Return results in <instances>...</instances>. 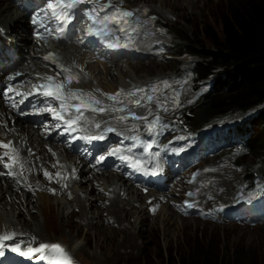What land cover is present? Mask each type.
Returning a JSON list of instances; mask_svg holds the SVG:
<instances>
[{"label":"rangeland","instance_id":"1","mask_svg":"<svg viewBox=\"0 0 264 264\" xmlns=\"http://www.w3.org/2000/svg\"><path fill=\"white\" fill-rule=\"evenodd\" d=\"M100 2L106 3L107 0H100ZM112 2L125 10L136 13L133 17H130L131 19L128 18L129 23L127 25H123L127 35L132 32L131 29L136 31V36L144 35L139 32L141 27L145 30V34L148 33L147 39L154 37L162 48L168 50L170 49V43L177 39V29H182L188 35L195 36L203 41L206 46H210L206 35V27L212 28L218 36L222 34V15L227 11L229 0H123L122 5H120L119 0H112ZM85 5L88 9L93 7L91 4ZM88 9L86 8V10ZM84 23L88 26L91 22L87 19ZM109 27L113 28L114 26L109 25ZM19 33L22 32L19 31ZM15 39L20 40L16 36ZM37 40L40 42L39 39ZM23 50L25 51V47L23 48L22 46L21 53ZM168 56L163 51L156 54V60L148 58L145 61L136 60L137 63L136 61H130L128 64L125 63V66L123 64H114L110 66L111 71H108V73L107 69L109 66L97 63L98 61H92L86 57L88 66H85V73L90 77L89 81L92 84L97 83L96 80L100 81V85L97 83V89L100 90L99 93L103 97L102 93L116 92L119 87L125 91L132 90L133 86L145 89L143 93L138 92L136 97H124L126 103L123 106L120 104L119 108H125V111H123L125 115H128L127 108L133 109L138 115H147L148 113L144 107H136L131 103H127V100L130 99H141L142 104L151 108L154 113L153 116H149V120H152L155 115L170 120L176 117V112H179L182 107H185L194 99L195 93L192 89L194 76L191 75L189 69L191 64L193 65V59L196 60L197 58L192 59L190 54L185 53L177 57V60H175L177 64H175L174 61L168 59ZM24 59H28L27 54ZM174 65L175 67L178 66L175 71L181 69L182 74V71L186 69L189 72H185V74L188 75L176 76L173 73ZM120 66H124L125 74L121 73ZM92 69L98 72L97 77L95 75L91 76ZM106 74L110 76L107 77ZM111 77L116 80L111 81ZM150 77H154V79L151 80ZM163 81H167V86L162 83ZM153 85H157L158 91H152ZM147 95H152L154 101H158L164 107H167L168 111H162L155 102L149 104L146 99H143ZM256 111V108H254L252 113L250 111H239L222 116L217 122L211 124V127L207 128L205 132L218 127L228 129L232 124L241 123ZM127 121L124 123L146 128L142 121L131 118ZM160 123H164L162 118ZM159 126L157 125V127ZM166 128L169 127H162L161 129L164 130ZM179 137L180 135L175 133L165 134V138L169 139ZM189 137L188 135L187 139ZM161 145L160 142L159 146ZM5 162L10 163L8 160ZM89 164L92 166L91 163ZM263 166L264 162H262V159L250 152L238 148L222 150L215 157L205 160L199 166L192 168L191 172H189L190 175L184 176L181 181L175 180L172 182V188L170 187L165 192L167 195L160 193L163 202L158 204V214L149 211L153 207V201L150 198L146 199L147 195L143 192L142 197L144 199L137 198L135 195H130L126 198L131 197L132 202L138 201L137 203L140 206L147 205V207H144L150 216L143 221L134 215L136 208L129 210L130 214L133 215H129L130 222L124 219L121 223L116 222L108 214V209V211L103 212L104 223L99 221L96 223L95 221L92 226L88 227L85 225L80 227L77 218H74L79 215L77 210H80V208L77 205L70 208L74 212L72 214L73 218L67 219L66 222L61 215V207L68 201V196L71 193L68 196L56 197L51 189H48L51 193L50 207L46 209V213L50 215L47 216V223L45 224L43 222L45 218L39 211L38 193L33 189V192H29L27 195L36 206H33L30 211H26L27 217L25 220L29 223L27 229L32 234H36L35 224L40 225L41 228L39 230H41L42 236L31 235L36 237L34 247L40 243L60 244L67 252L73 250L70 252V256L71 258L73 256L74 264H179V259L184 255L189 256L209 250L218 252L227 258L234 259L236 254H242L248 259L254 257L259 259V261H264V222L238 221L231 217L230 213L225 217L224 213L226 211L223 210V207L252 205L254 203V200L264 191V176H257L258 173H261L259 170ZM246 175H249L248 177L252 179V187L249 183H246L249 181ZM19 177L20 174L17 172V178L19 179ZM120 182L123 183L122 181ZM174 187L177 190L181 189V191L173 190ZM104 188V193L108 194L109 190L107 192V187L105 186ZM75 189L80 191L77 186ZM54 190L56 192V189ZM189 191L196 198L190 199V205H186L187 208H185L183 199L185 194L189 195ZM122 194L123 196L126 195L123 190L121 191ZM168 196L176 197L174 201L181 199L185 208L182 211L181 201L179 203L176 202L175 206L173 205L174 201H171L172 211L175 214L171 215L170 221L165 219L169 214V210L164 208L168 204ZM61 201L62 204L58 205L57 203ZM98 205L99 202L92 205L90 211H95V206ZM193 205L200 209L199 211L201 212L191 214L190 209H193ZM1 210L4 209L0 206ZM127 214L123 213L122 215L126 216ZM11 215V220L18 223L15 216L13 219ZM30 215H33L35 219L33 220ZM20 226L21 224L16 227ZM13 229L16 233L20 232L15 228ZM129 233L131 234L129 235ZM133 234L134 236L136 235V238H133ZM16 236L21 235L17 234ZM101 244L105 248L102 251L98 246ZM81 247H84L82 251L79 250Z\"/></svg>","mask_w":264,"mask_h":264},{"label":"bare ground","instance_id":"2","mask_svg":"<svg viewBox=\"0 0 264 264\" xmlns=\"http://www.w3.org/2000/svg\"><path fill=\"white\" fill-rule=\"evenodd\" d=\"M113 4L118 5L115 3ZM32 21L33 20L28 18V16H26L24 12L20 11L16 7L15 0H0V26L6 29L7 31L6 34L8 36H12L13 39H15L16 36L20 39L21 43L19 42L18 45L23 44V48L25 47V51L23 50V52L21 53L22 58H24L26 54L28 55V59L26 60L24 59L23 63H21V65H18L16 70L19 72H25L26 80L32 79L35 74L39 73L35 71L44 70V64H45L43 59L44 57L41 55H44L43 52L44 53L48 52L47 54H53L54 58L56 59V63L58 62V64H60L62 68H69L71 69L72 74L78 75L80 77L79 83L73 82L72 84L67 85V87L72 89H82L84 92H91L90 91L91 89L94 90L97 89L98 88L97 83L100 85V81L96 80L97 83L92 84L91 81H89L90 77L86 76L84 71L79 70L76 60L72 58V56L77 57V55H75V52L78 49L76 48L77 49L76 50L75 48L72 47L66 48L57 45L56 48H58L59 51L56 52L57 49L56 50L53 49L52 52H50L49 48L47 49V45H45L44 42L42 41L39 42L37 40L39 39V37L43 36V33L41 32H37L34 34L31 33V31L38 30L36 24H33ZM18 30L24 33L29 31V33L26 35L25 34L22 35L21 33H18L19 32ZM141 32H145V30L141 28ZM137 35H138V31H137ZM120 37L124 38V34H121ZM57 40L58 39L56 38H51L50 42L56 43ZM131 46L133 47V49L137 48L138 52L144 53L145 55L147 54L146 52H148L146 51L147 45L145 42L138 44L132 41ZM79 55L80 52L78 50V56ZM86 57L91 58L90 54H86L85 57L78 59L79 63L82 66H84V68H86L85 66H88V61ZM48 63L50 65L51 64L53 65L51 61H48ZM47 70L49 74H52L50 72V68H47ZM120 70L122 74H125L124 66H120ZM108 71H111L110 67H108L107 73ZM91 72H92L91 76L94 75L96 77L98 76V72H95L93 69L91 70ZM62 73L64 75H67V73L64 72ZM106 76L108 77L110 75L106 74ZM114 79L115 78L111 77V81L116 80ZM61 80H64V78ZM140 80H142V78H140ZM20 86L22 87V85ZM116 92H111V93L109 92V93L114 94ZM93 94L98 99L103 101L102 106L109 107L113 105V101L108 100V98L105 96L104 97L101 96L99 92L95 93L94 91ZM41 95L43 97H46L43 94ZM120 99L125 100L124 97H121ZM48 100H51L54 103V99H52L51 97H49ZM119 105L120 104H116L115 107L119 108ZM123 105L124 104H122V106ZM87 113L90 116L89 118H94V120L99 121L100 126L103 125L102 122L105 119L110 123V126L112 128H118L119 126L123 125L122 122L119 123L120 121H118V119L115 118L114 114L116 112H109L105 114L91 113V112H87ZM44 115H46V112L43 114V116ZM48 116L52 117V114L51 115L48 114ZM53 119L55 118L53 117ZM27 120H29V118L23 119L20 115L15 114L14 110L3 107L2 103L0 102V121H1L0 141H3L5 143L11 141L13 147L19 150V156H20V163H18L13 168H6L5 166H2V169H0V173H7L11 171L15 174V172H18L19 169L21 171L20 172L21 181L20 180L18 181L16 177L13 178V176L0 175V206L2 209H4L0 211V234H3L5 232H15L13 229L15 228L18 231H20L18 233L16 232L15 233L21 235L23 238L18 239L20 237L15 236V238L12 241H19L17 242L19 244H21L22 243L21 241H23L25 242V244L31 243L32 246H34V243H32L31 241L32 236H38V237L42 236L41 230H39L41 228L40 225L35 224L36 225L35 233L37 235L32 234L31 231H28L27 227L29 226V223L25 220L27 217L26 211H30L33 206H36L33 203V201H31V198L27 195L29 193L27 191L28 190L32 191L33 189H35L34 191L38 193V200L37 199L36 200L40 204L39 211L45 218L43 221L45 224L47 223V216L50 215L46 213L47 212L46 209H49L50 207V198H51V193L49 192L48 189H51V191L53 189H56L55 192L56 197L68 196V194L71 193V195L68 196V201L64 203L61 207L62 208L61 215L66 220V222L67 219H72L73 218L72 214H74V212L70 208L74 205H77L80 208V210L79 209L77 210L79 212L78 213L79 215H77L74 218H77V222L79 223L80 227H82L83 225L87 227L92 226L93 222L95 221L96 223H98L97 221L104 223L103 220L105 217H103V212L108 211V209H109L108 214L111 215L116 220V222L119 223L123 222L124 219L129 221L130 219L129 215H131L129 210H131V208L134 209L136 208L134 210V215H136L137 218L141 219V221H143L145 218L150 216L149 212H146L145 209V207H147L146 204L144 205L145 206L144 207L143 205L142 206L138 205L137 203L138 199L136 200L137 202H132L131 197H129L130 199L129 198L126 199L130 195L131 196L135 195L137 198L139 197L143 198V197H142V193L141 192L139 193L137 189L134 190L132 185L129 184L127 185V181L123 180L119 174L111 173V171H106V172L99 171L98 169H95L93 166H90L89 164L90 162L88 160H85L78 155H76L75 157L74 155L76 153L74 152L75 154H71V148L70 147L68 148L64 143H60L58 137H55V139L53 138L52 141H46L45 138H43L42 136L41 138L40 137L38 138L36 134V130H34L28 125ZM57 122L60 123V121ZM5 123L7 124V127L3 126ZM131 128H133V126H131ZM4 151L5 149L0 148V156L3 155ZM20 164L23 165L22 168ZM45 170L48 173L52 174V179H49L44 175ZM57 172L61 173V177L55 176ZM114 181L116 182V184L113 183ZM120 181H122L123 183H121ZM106 184H107V190H109L108 194H106V192L104 193L105 191L104 187L106 186ZM76 186L80 188V191L75 189ZM122 190L126 194L125 196H123V194L121 195ZM163 194H165V192ZM148 198L152 199L153 201V207L151 206L152 208L149 209V211H154L156 212V214H158L159 211L158 204L163 202L161 200V194L157 192H154L152 194L148 193L146 199ZM174 199L175 198H173V196L168 197L167 198L168 204L165 205L164 207L167 210H169L168 211L169 214L165 218L167 221L168 220L170 221V217H172L171 215L175 214L172 211L173 207L171 206V201H174ZM98 202L99 205L95 206L96 207L95 211H90L91 206L97 204ZM176 202L179 203V201ZM60 203L62 204V201L58 202L57 204L60 205ZM175 204L176 203L174 201L173 205L175 206ZM123 213H128V214L126 216L125 215L123 216L122 215ZM10 215L11 217L13 216L12 217L13 219L15 216V219L18 220L19 224L11 220ZM30 216L33 220L35 219L33 215ZM20 224H21L20 227H16L19 226ZM130 234L131 233H129V235ZM136 235L138 234L136 233ZM136 235L134 236L133 234V238L134 237L136 238ZM98 246L102 251L104 245L101 244ZM83 249L84 247H81L79 250L82 251ZM71 251L73 250H70L68 253L70 254Z\"/></svg>","mask_w":264,"mask_h":264},{"label":"trees","instance_id":"3","mask_svg":"<svg viewBox=\"0 0 264 264\" xmlns=\"http://www.w3.org/2000/svg\"><path fill=\"white\" fill-rule=\"evenodd\" d=\"M221 23L220 36L206 27L210 46L182 29L176 30L174 52L198 59L194 67L198 78L214 77L209 92L190 108L184 120L186 126L198 130L224 115L256 108L241 128L249 137L248 151L264 162V0H229ZM172 61L177 64L175 59ZM259 171L264 173V166ZM179 264H264V261L242 254L227 258L209 250L184 255Z\"/></svg>","mask_w":264,"mask_h":264},{"label":"snow or ice","instance_id":"4","mask_svg":"<svg viewBox=\"0 0 264 264\" xmlns=\"http://www.w3.org/2000/svg\"><path fill=\"white\" fill-rule=\"evenodd\" d=\"M119 3L120 5H122L123 0H119ZM84 4L93 5V7H91L90 9L83 11V15L86 16L87 19L91 22L85 29L86 34L89 36H95L100 38H104V37L109 38L107 40L108 48L115 49L121 47V45L118 43L119 37L116 38L117 42H112L111 36L117 31L125 32L126 29L125 27H123V25H127L129 23L128 18L133 17L135 13L129 10H125L118 5H114L112 3V0H107L106 3H101L100 0H48L47 3L48 11H46L44 14L49 17V21L51 23H55L58 25L54 29L55 32L59 33V35L56 36V39H61L64 36L68 25L72 23L73 19L77 15L78 6ZM110 9L111 11H109ZM32 22L33 24H37L38 20L33 19ZM109 25H113L115 27L110 28ZM40 26L43 27L44 25L41 24ZM52 31H53L52 29H49V34H51ZM124 46L126 47V45ZM43 59L46 61H51L52 63H56V59L54 58L53 54H49L48 56H45ZM61 70L62 72L67 73V75L64 77V80L56 81L55 77L45 76L43 79L46 82L39 85H33V88L36 89L37 92H42L44 96L51 97L52 99L60 102L59 110L49 105L45 108L39 109V112H51L56 120L63 121L64 125L66 126L65 128L66 131H75L76 126L83 125L82 130L87 132L88 129L87 127L84 126L90 123H94V118L86 117L85 112L99 113V114H105L109 112H123L125 111V108L115 107L116 104L126 103V100L120 99L121 97H125V98L136 97V94L138 92L140 93L145 92L144 88L133 86V89L129 91L120 89L118 92L114 94L102 93V95L106 96L108 100L113 101V105L109 107H104L102 106L103 101L98 99L92 92H84L82 89H72L67 87V85H70L73 82L79 83L80 77L78 75L72 74L71 69L69 68H62ZM81 71H83V69H81ZM57 75H60V73H57ZM9 79H12V77H9ZM162 83L165 86H167V81H163ZM7 91L13 92L15 91V89L9 86ZM95 91L99 92L100 90L96 89ZM152 91L154 92L158 91L157 85L152 86ZM29 95H31V93H29ZM9 99L11 98L9 97ZM143 99H146L149 102V104L155 102L157 104V107L161 108L162 111L164 112L168 111L167 107H164L158 101H154L152 95H147L146 97H143ZM70 101H77V103H70ZM127 103H131L136 107H144L148 114L138 115L133 109L128 108L127 109L128 115H121L119 117H116L118 121L126 122L127 120H129V118L137 121H142L146 126L150 135L160 134L159 132L155 131L157 125H160L161 127L164 126L160 123L161 117L159 115H155L154 119L149 120V116H153L154 113L151 108H148L146 105L142 104L141 99H130L127 100ZM12 107L15 108L16 104L13 103ZM70 110L73 111L70 112ZM62 112L69 113L67 119L65 118L64 115L61 114ZM3 126L7 127V124L5 123ZM60 126H61L60 124L56 125L57 128H59ZM94 127L100 128V124L94 123ZM113 131H116V129L108 127L104 129L103 132L97 135L86 134L80 138L86 141L103 140L105 138L104 135L105 132H113ZM125 139H130L135 142L131 147L126 149L127 153H129L128 155L123 154L125 150L121 149L120 147L112 148L107 153V155L108 156L118 155L122 161L128 163L135 170L142 171L145 174L151 172L152 175H156L158 171H162L160 162L156 160V158L160 156V153L149 152V150L153 146V143H155V140H153L152 143H148L142 141L139 136H135V135L130 137H125ZM137 145L142 146L144 152L148 153L151 159L156 160V162L154 163L151 169L145 167L144 164L142 163L141 158L137 157L134 153H132V148L136 147ZM0 148L5 149L3 155L0 156V164H4L6 168H13L18 163H20L19 150L13 147L11 141H8L7 143L0 141ZM181 150L182 149L180 150L173 149V151H181ZM5 158H7V160L10 161V163L5 162ZM104 160H105V156H100L97 159L96 163L99 164ZM20 166L21 168L23 167L22 164H20ZM0 175H9L15 178L14 173L11 171L7 173H0ZM44 175L49 179H52V174L48 173L46 170L44 171ZM55 176L61 177V173L57 172ZM52 191L53 194H55V190L53 189ZM189 195H193V194L189 193ZM16 235L17 234L15 232H5L3 234H0V256L4 255V251L2 249L6 246L5 242L12 241ZM31 241L32 243H34L36 241V237H32ZM11 250L13 252L19 253L21 256H27V257H31L33 254L36 253H43V255L39 257V259L47 261L48 264H74L70 254L60 244L40 243L38 244V246L33 247L32 244L30 243L27 247V251H22L20 244L16 243L11 248Z\"/></svg>","mask_w":264,"mask_h":264}]
</instances>
